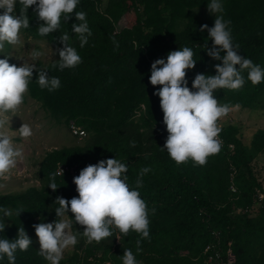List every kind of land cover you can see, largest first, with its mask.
Instances as JSON below:
<instances>
[{"label":"trees","instance_id":"obj_1","mask_svg":"<svg viewBox=\"0 0 264 264\" xmlns=\"http://www.w3.org/2000/svg\"><path fill=\"white\" fill-rule=\"evenodd\" d=\"M100 3L79 0L70 18L64 21L62 17L60 28L47 36L38 35L42 21L36 17L35 5L31 6L27 11L29 28L20 30L24 36L56 48L54 60L36 68L61 82L57 90L41 89L34 71L26 95L54 124L67 128L72 122L85 137L73 146L44 153L36 170L38 186L0 194V208L12 212L8 217L0 212L6 225L0 239H15L17 229L23 227L32 240L27 251H16L15 264H48L34 245L33 225L57 219L56 197L70 200L78 195L68 171L55 176V192L48 187L57 166L72 167L76 177L84 167L109 158L127 165L130 188L139 191L146 202L150 238L141 239L132 231L121 235L113 228L112 236L88 243L82 235L84 229L74 223L73 231H79L78 243L60 264H122L126 249L133 252L138 264H204L203 250L213 242L223 261L228 250L233 264H264V186L253 167L255 159L264 156V129L255 130L246 143L240 127H220L221 151L208 157L204 166L191 160L177 165L162 150L168 134L159 97L154 95L159 86L149 83L151 64L157 59L166 61L171 51L189 47L196 64L187 71V86L191 89L196 74L215 75L214 66L221 61L206 54L212 41L207 30L200 31L202 25L211 28L214 24L213 15L199 16L207 11L210 0H107L102 7ZM221 3L220 15L230 21L233 45H239V54L264 70V0ZM79 11L86 13L92 33L83 47L71 31L72 24L79 23L75 20ZM129 13L132 23L115 31L118 20ZM65 32L81 63L60 71L53 62L59 60L58 50L63 47L59 37ZM242 75L245 84L241 89L216 90V99L220 104H239L242 111L264 110V81L253 85L247 71ZM144 167L151 170L142 177L143 186L136 189L135 182ZM230 180L235 187L233 194L228 191ZM257 193L262 194L258 204ZM68 215L73 219L71 212ZM0 264H8L6 256Z\"/></svg>","mask_w":264,"mask_h":264},{"label":"clouds","instance_id":"obj_2","mask_svg":"<svg viewBox=\"0 0 264 264\" xmlns=\"http://www.w3.org/2000/svg\"><path fill=\"white\" fill-rule=\"evenodd\" d=\"M79 0H0V53L5 44L20 43V30L29 28L27 11L35 5V14L42 23L38 27V35L47 36L56 32L61 25V18L67 21L73 14ZM19 4V15L16 6ZM207 11L215 17L211 28L202 25L200 31L207 30L212 41V47L206 49V54L213 60L221 61L214 66L215 75L196 74L191 85L187 86V71L195 67L193 51L183 47L171 51L164 59H157L151 64L149 83L159 86L154 95L159 97V106L163 112V124L166 127L167 138L162 150H166L170 159L177 165L187 163L204 166L208 157L218 154L222 148L219 139L221 128L218 121L226 117L231 111L239 109L240 105L230 106L220 104L214 92L219 89L236 91L245 84L242 75L247 71V79L253 85L264 81V70L255 65L251 59L239 54V45H233L230 21L224 19L221 0H210ZM75 20L71 31L78 37L80 47L88 42L92 35L89 29L86 13L75 12ZM63 47L58 50L59 60L53 66L60 71L74 68L81 63L77 50L69 45V35L65 32L59 37ZM118 47V44L116 45ZM221 53H224L221 56ZM42 53L32 50V60H37ZM37 73L36 82L41 89L57 90L61 86L58 77H49L47 71L36 68L35 63L23 62L21 66L10 64L8 56L0 59V129L9 125L7 113L16 112L24 102L28 92V85L33 80V72ZM23 139L32 136V128L25 123L18 131ZM22 150L15 147L12 138L0 130V177L6 178L22 158ZM151 169L144 167L140 170L135 182L136 189L141 188L142 177ZM128 167L116 158L100 160L94 165L84 167L79 175L74 177L73 183L77 196L70 200L56 197L54 203L57 219L51 223L41 222L33 225L39 243L38 255L48 264H60L65 250L78 243L79 231H73V224L83 227L82 235L88 243H99L113 235L115 228L121 235L129 231L137 233L141 239H149V219L146 202L140 198L137 190L130 188L127 182ZM63 176L59 168L58 173L50 177L48 187L55 192L58 188L55 176ZM153 213L155 209L152 210ZM4 217L12 215L7 209L0 208ZM71 212L73 219L69 218ZM17 216L20 214L18 211ZM6 225L0 218V232ZM32 244L31 238L23 227L17 229L15 239H0V259L7 257L8 264H15V253L27 251ZM137 252L140 251V240L136 241ZM122 264H138L130 249L123 252Z\"/></svg>","mask_w":264,"mask_h":264},{"label":"rangeland","instance_id":"obj_3","mask_svg":"<svg viewBox=\"0 0 264 264\" xmlns=\"http://www.w3.org/2000/svg\"><path fill=\"white\" fill-rule=\"evenodd\" d=\"M107 0H101L100 7L106 3ZM209 14L208 11L201 12L200 17ZM133 17L131 14L123 15L115 24V31H119L122 27H126ZM20 43L17 45L5 44V49L0 53V59L8 56L9 63H14L21 66L23 62L29 64L35 63V66H44L55 58L56 48L52 45L40 41L32 40L19 33ZM32 50L40 51L42 55L37 60H32ZM9 125L6 124L4 129L13 140L15 147L22 150V158H18L16 166L6 174V178L0 177V194L12 193L24 190L29 186H38L36 180V170L38 164L45 152L52 149L63 147H70L82 141L83 137L76 138L70 134L63 124H54L41 109L38 103L28 98L25 94L24 102L20 105L16 112L7 113ZM22 123L28 124L32 128V136L23 139L17 132ZM232 124L240 127L244 141L247 143L249 135L257 129H264V110L259 109L255 111H242L235 109L231 111L226 117L218 121L220 127ZM85 137V135H84ZM258 173V177L262 178L264 186V156H258L254 161L253 166ZM263 167L259 171V168ZM80 226V225H79ZM82 227V226H80ZM83 228V227H82ZM34 245L39 249L38 239L35 235L33 238ZM73 247L65 250L63 258L71 254Z\"/></svg>","mask_w":264,"mask_h":264},{"label":"built area","instance_id":"obj_4","mask_svg":"<svg viewBox=\"0 0 264 264\" xmlns=\"http://www.w3.org/2000/svg\"><path fill=\"white\" fill-rule=\"evenodd\" d=\"M68 131L70 132V134L76 138H81L84 137V132L83 130H81L79 127H77L75 124H73L72 122L68 123ZM229 149H232L231 146H229ZM59 168L61 169V171H68V173H70V177H71V182L73 183V178H74V173H73V168L70 167L69 169L62 167V166H57V173L59 171ZM228 191L229 193L233 194L235 193V187L232 184L231 180L229 181V185H228ZM262 199V194L261 193H257L256 195V203L258 204L259 201ZM248 211V209H245L244 212ZM236 212H239V209L236 210ZM216 243H210L209 245H207L204 250L203 253L205 254V263L204 264H233L234 263V258L232 255H230L229 251L227 250L225 252L226 255V259L223 261L221 260L219 254H217L216 252ZM211 251V252H210Z\"/></svg>","mask_w":264,"mask_h":264},{"label":"crops","instance_id":"obj_5","mask_svg":"<svg viewBox=\"0 0 264 264\" xmlns=\"http://www.w3.org/2000/svg\"><path fill=\"white\" fill-rule=\"evenodd\" d=\"M252 205H254V204H252ZM247 209V208H246ZM251 216H253V215H250L249 217H251Z\"/></svg>","mask_w":264,"mask_h":264}]
</instances>
